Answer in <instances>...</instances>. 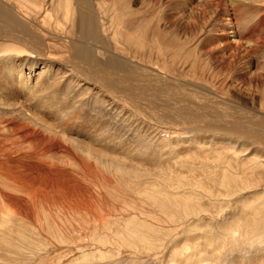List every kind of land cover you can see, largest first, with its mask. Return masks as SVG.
<instances>
[{
    "label": "rangeland",
    "instance_id": "1",
    "mask_svg": "<svg viewBox=\"0 0 264 264\" xmlns=\"http://www.w3.org/2000/svg\"><path fill=\"white\" fill-rule=\"evenodd\" d=\"M43 1L46 2V0ZM96 1L102 2L107 8H115L116 13L121 14L122 17L125 13L123 18L112 20V24L116 22L119 27L118 31L110 23L114 13L102 15L99 18L98 27L102 28L103 32L97 37L99 43L90 40L85 44H79L83 49L94 54L99 64L105 65L101 48L109 49L115 55V59L120 62L122 60L129 72L135 75L130 78L136 79V81L133 79V84L137 85L144 79L158 80L166 84L164 90L168 89V92L174 93L172 90H176L177 94L189 95L194 98V101H206L210 110L216 113L226 110L237 123L249 121L253 124L262 123L264 127V0H94L92 4L94 9ZM216 3H223L224 6L220 5L221 7L217 8ZM54 10L58 11V16H55ZM46 13H48L46 19L49 25L37 21H23L27 23L30 31L41 39L42 44L37 49L45 47L50 59L36 55L33 58L22 57L26 51L33 50L26 49L16 38L0 40V103L3 105L0 104V109L3 114H6L2 115L3 118L13 119L22 123L23 126L28 125L32 131L46 135L47 132L32 120L36 117L52 126L58 133L52 136L50 152L45 158L39 156L34 149L30 150L28 141L10 134L8 128H6L7 132L0 133V140H3L7 146L16 144L15 149L19 157L27 155L21 164L32 168L45 161L50 165L49 173L52 177H60L93 196L97 194L103 205L106 204L105 208L111 209L110 213L111 205H117V198L124 195L122 190L124 182L114 169L110 171L108 167L95 163L94 153H103L109 158H118L126 164L133 165L139 170L137 172L144 173V182H148V185L167 177L173 182L177 181V178L186 181L200 180L204 185L209 186L216 181L212 177L218 170L216 167H224L222 163H229L236 169L237 164L247 162V159L264 156V145L252 144L250 140L244 139L247 141H244L246 147H243L241 138L219 131L206 130L204 123L180 125L174 120L161 116L165 112L163 108L159 107L157 112L153 110L152 104L148 103L151 102L150 98L147 96V100L144 99L141 103L142 106L139 105L138 100L142 101L143 97L136 94V89L127 92L119 89L113 91L103 84L90 82L88 80L90 73H87L88 70L83 64L78 60L72 61L70 57L72 46L63 49L62 41L57 40L60 31L55 30L54 22L56 18L58 20L62 18L57 4L50 5L44 13L45 16ZM228 20L231 23L230 27L226 25ZM111 28L115 29L116 42L111 35L114 33ZM140 30L142 34L144 33L142 36L144 61L137 58L143 49L136 50L125 40L127 35L136 36ZM234 41L241 42L242 45L239 47ZM156 42L165 48L169 44H183L179 53L181 57L179 55L177 59L171 60L168 53V56L158 59L152 49ZM113 45L125 47L128 55L123 56L116 52ZM15 47L25 52L23 54L4 53V50ZM37 49H34V52L38 53ZM69 60L72 62L67 63ZM7 62H10L14 69L17 66L22 67L23 73L30 79L29 83L35 84L36 81L44 83L46 85L44 89L39 87L43 91L38 89L42 94L35 93V99L29 101L27 96L25 97V90H22L21 84L17 82L15 73L7 77L3 70L4 63ZM45 70H50L47 77H45ZM119 74L127 73L125 71ZM139 79L141 81H138ZM55 89H59L58 104L60 102L61 107H67L62 116H59L58 104L50 107V103L46 102L48 105L39 106L42 101L55 100L51 98ZM124 97L126 100H122ZM181 105L182 103L177 106L180 108ZM3 108L7 112L3 111ZM220 118L223 119V117ZM229 140L234 142L233 149L227 148L228 144H231ZM220 141L223 146L219 144ZM95 183L97 185H94ZM98 189L101 190L102 195ZM133 198L137 201L136 196ZM238 203L226 210L225 218L210 216L202 219L199 222L200 228L206 229L208 225L214 233L217 231V222L219 224L227 222L232 217L244 218V209L241 207L243 204ZM144 209L147 207L144 206ZM53 210L51 214L55 226L50 235L45 233L44 237L52 241H49V248L44 247V254L46 253L44 257L40 258L38 250L27 245H24V250L20 252L0 245V258L3 256L2 259L6 260L5 262L9 259L10 264L20 262L59 264L57 260L59 255L62 257L66 255L65 259L69 258L74 246L69 248L67 244L73 239V233L75 237L80 232L82 234L89 232L93 228V222H88L87 217L76 214L71 216L70 212H66L63 216V213ZM55 212L59 217H63L62 220L57 219ZM25 225L19 221L16 222L18 230L24 229ZM198 234L199 232L194 238L191 235L190 240L201 244L203 240L196 238ZM59 235L66 237L70 235L71 239L68 237L58 246L53 237ZM183 239L185 240V236L180 233L177 241L180 247ZM180 240L183 241L180 242ZM258 244H254L253 247L242 244L246 246L245 250L240 245L232 250L221 251V264H242L243 259L246 261L243 264H264V243ZM166 251L149 257L143 254L139 261L132 262L130 253L123 250L117 264H166L171 257L167 253L169 251ZM50 260L52 263L49 262ZM102 264H108V261H103Z\"/></svg>",
    "mask_w": 264,
    "mask_h": 264
},
{
    "label": "bare ground",
    "instance_id": "2",
    "mask_svg": "<svg viewBox=\"0 0 264 264\" xmlns=\"http://www.w3.org/2000/svg\"><path fill=\"white\" fill-rule=\"evenodd\" d=\"M93 1L0 0V40L16 38L20 40L19 43L25 46L26 49L33 50L25 52L22 51L23 49L15 47L11 50H4V53L16 52V54H23L25 52L22 57L33 58L36 55L44 59H50L48 53L46 54L45 47L37 49L42 44L41 39L37 34L30 31L25 21H37L49 25L46 19L48 13H46V16L44 13L45 11L47 12L50 5L57 4V9L62 14L61 20L56 18L54 22L55 30L60 31V36L57 40L62 41L63 49L72 46L70 57L72 61H80L88 70L87 73H90L88 80L90 82L103 84L110 87L113 91L115 89L118 91L119 89L127 92L136 89V94L143 97L141 98L142 101L138 100L139 105L144 99L147 100V96L150 98L151 102L148 103L152 104L153 110L156 111L159 107H162L165 112L161 116L174 120L180 125L204 123L203 126L206 127V130L219 131L241 138L243 142L241 146L243 147H246L244 141H247L244 139L250 140L252 144L264 145V127H262V123L253 124L249 121L237 123L226 110L216 113L210 110L206 101H194V98L189 95L177 94L176 90H172L174 93L168 92V89L164 90L166 84L158 80L148 81L144 79V81H141L139 79L138 81L141 82L135 85L132 81L133 79L136 81V79H130L135 77V75L129 72L122 60L121 62L117 61L115 55L109 49L101 48L105 65L99 64L95 55L87 51V49H83L79 44H85L90 40L99 43L97 37L99 33L103 32V29L98 26L99 18L102 15H109V13L113 12L114 16H112L110 21L112 24L113 19L123 18L125 13H123L122 17L121 14L116 13L117 10L115 8H107L102 2L98 3V1L94 4V9ZM215 5L217 8L221 7L220 5L224 6L223 3H216ZM54 12L55 16L59 15L57 10H54ZM38 19L42 20L39 21ZM60 21H64V23ZM230 24V20H228L226 25L230 27ZM111 26H115L116 31L119 30L116 22ZM115 29L113 28L111 31L114 32ZM139 32L136 36L127 35L125 40L136 50L143 49L141 55L137 58L144 61V42H142L144 33L142 34L141 30ZM111 35L116 42L117 36L115 32ZM234 43L239 47L242 45L241 42L234 41ZM51 47L54 49V45ZM166 48L158 42L152 46L158 59L168 56L169 53L168 57L174 60L179 57L183 44H169ZM34 49H37L38 53L34 52ZM113 49L123 56L128 55L125 47L113 45ZM72 61L69 60L67 63ZM192 65L194 66V64ZM3 70L6 72L7 77L15 73L14 76L17 82L21 84L22 90H25V97L27 96L29 101L35 99V93L39 92L38 89L43 91L44 86L46 87L42 82L29 83L30 79L23 73L22 67L17 66L14 69L10 62L4 63ZM45 71V77H47L50 70ZM125 71L127 74H119ZM83 77L86 78L84 75ZM47 82L49 83V81ZM57 94L59 95V89H55L52 92L53 96L51 98L55 100L51 102L49 101L50 99L45 102L40 100L42 102H38L39 106L41 104L48 105L46 102L50 103V107L57 105V100L59 99ZM124 99L126 100L125 97L122 100ZM180 103L182 105L179 108L177 105L180 106ZM60 104L59 102V116H62L66 112L67 107H61ZM1 106L3 105L1 104ZM1 111L2 109H0V133L5 132L6 128H8L10 134L28 141V148L30 150L31 148L34 149L39 156L45 158L47 153L50 152L52 136L58 134L54 128L35 117L36 119L33 118L32 120L38 123L47 133L45 135V133L32 131L28 125L23 126L22 123H18L13 119L3 118L2 115L6 114ZM3 111L7 112L4 108ZM220 117H223V119L221 120ZM232 140H229L231 144H228V147L226 146L229 149L234 148V140ZM219 144L223 146L221 141ZM15 145L7 146L3 140H0V245L10 250L13 249L20 252L24 250L23 246L27 245L36 251L38 250L40 258L44 257L46 254H44V250L50 244L49 241H52L44 237L45 233L50 235L55 226V223L52 222L51 214L52 211L54 212L53 209L58 210L61 214L63 213V216H65L66 212H70L71 216L76 214L80 217H87L88 222H93V228L89 232L83 234L80 232L75 237V233H73V239L69 237L71 234L68 236L71 240L69 239L67 247L74 246V249H70L72 255H68L69 258L67 259H65L66 255L64 257L59 255V259H57L59 264H102L103 261H108V264H117L119 255L123 250H127L130 253L132 257L130 261L132 262L139 261L143 254L147 257L156 256L158 253H164L167 250L169 252H166L171 257L166 264H221L220 255L223 250H232L242 244H249V247H253L255 246L254 244L260 243L263 245L262 243H264V156L247 159V162L237 164L236 169L229 163H222L224 167H216L218 168L216 172L220 173L214 172L212 177L216 181L209 186L204 185L200 180L186 181L182 178H177L178 180L173 182L172 179L167 177L156 180L155 184L148 185V182H144V173L137 172L139 170L133 165L126 164L118 158H109L108 155L103 153H94V159L91 157V160L93 159L95 163L108 167L110 171L114 169L124 182L122 189L124 195L117 198V205H111L112 212L109 213L111 209L105 208L106 204L105 206L103 205L97 194L93 196L88 191L78 189L71 185L72 183L70 184L60 177H52L49 173L50 165L45 161L40 165L37 162L38 165L32 168L21 164V161L27 155L19 157ZM23 153L25 152L23 151ZM235 157L238 158L236 155ZM239 159L241 160V157ZM99 184L102 186L101 183ZM94 185L97 184L95 183ZM133 196L137 197V201ZM238 202L243 204L241 207L244 209H242L244 211L243 215H245L244 218L241 216H239L240 218L232 217L227 222L220 224L217 222V231L214 233L211 232L208 225L206 229L200 228L199 222L202 219L210 216L212 218H215L214 216L225 218L226 210L236 203L239 204ZM144 206L147 209H144ZM230 209L232 210V208ZM62 218L57 214V219L62 220ZM18 221L26 224L24 229L18 230L17 226L20 225L16 226ZM61 223L64 225L63 222ZM81 225L83 224L81 223ZM72 230L74 231L75 229ZM197 232L199 234L196 238L203 240L201 244L190 240L191 235L194 238ZM180 233L185 236L184 241L180 240V242L183 241L181 247L180 243H177ZM46 237L49 238V236ZM68 237L59 235L54 236L53 239L58 245L64 243ZM244 247L246 248V246L242 247L245 250ZM243 256L242 259L244 258ZM2 258H0V264H10L8 262L9 259L5 262L6 260ZM244 262L246 261L243 259L242 264ZM26 263L28 262L24 264ZM18 264L23 263L20 262Z\"/></svg>",
    "mask_w": 264,
    "mask_h": 264
}]
</instances>
